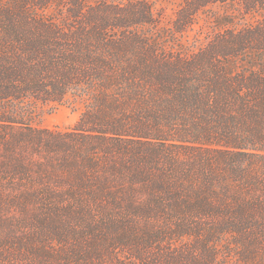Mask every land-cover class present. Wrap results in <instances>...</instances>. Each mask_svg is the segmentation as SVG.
I'll use <instances>...</instances> for the list:
<instances>
[{
  "label": "trees",
  "instance_id": "obj_1",
  "mask_svg": "<svg viewBox=\"0 0 264 264\" xmlns=\"http://www.w3.org/2000/svg\"><path fill=\"white\" fill-rule=\"evenodd\" d=\"M176 1L0 0V264H264V0Z\"/></svg>",
  "mask_w": 264,
  "mask_h": 264
},
{
  "label": "rangeland",
  "instance_id": "obj_2",
  "mask_svg": "<svg viewBox=\"0 0 264 264\" xmlns=\"http://www.w3.org/2000/svg\"><path fill=\"white\" fill-rule=\"evenodd\" d=\"M160 24L164 27L172 25L180 4L176 0H149ZM231 10L222 5H213L199 14L193 29L189 32V44L199 46L207 42L213 35L230 27L240 28L244 21L233 20L229 17ZM81 114L80 106L76 104L46 106L42 119L44 127L53 130L73 129Z\"/></svg>",
  "mask_w": 264,
  "mask_h": 264
}]
</instances>
